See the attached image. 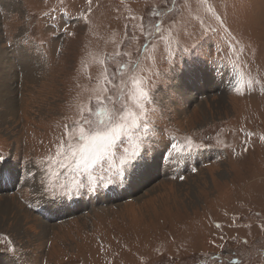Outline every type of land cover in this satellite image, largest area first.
<instances>
[{
  "label": "rangeland",
  "instance_id": "374dc122",
  "mask_svg": "<svg viewBox=\"0 0 264 264\" xmlns=\"http://www.w3.org/2000/svg\"><path fill=\"white\" fill-rule=\"evenodd\" d=\"M0 58V166L20 182L0 194V264H264V0H0ZM134 82L161 148H201L49 217L40 177L65 125L138 112Z\"/></svg>",
  "mask_w": 264,
  "mask_h": 264
},
{
  "label": "snow or ice",
  "instance_id": "6c2138e0",
  "mask_svg": "<svg viewBox=\"0 0 264 264\" xmlns=\"http://www.w3.org/2000/svg\"><path fill=\"white\" fill-rule=\"evenodd\" d=\"M252 83V79L247 81L250 90ZM243 84L242 78H238L234 91L243 94ZM130 96L138 112L122 111L116 107L101 109L95 113L98 119L65 125L66 139L61 140L55 155L48 157V179L40 177V195L46 197L47 202L62 208L74 198L83 196L85 190L95 195L109 186H131L141 180L154 164L159 165L162 160L178 164L201 148L191 138L181 143L174 136L161 148L158 130L148 124L145 107L148 93L134 82ZM35 163L40 166L44 161ZM61 169H64L63 173ZM29 176L35 178L33 173ZM15 180L13 173L0 166V184Z\"/></svg>",
  "mask_w": 264,
  "mask_h": 264
},
{
  "label": "bare ground",
  "instance_id": "6f19581e",
  "mask_svg": "<svg viewBox=\"0 0 264 264\" xmlns=\"http://www.w3.org/2000/svg\"><path fill=\"white\" fill-rule=\"evenodd\" d=\"M3 52V51H2ZM2 56V55H1ZM12 63V62H11ZM10 62H7L6 64H4V62H2V58H0V105H3L5 106L6 108V111H8L9 113L8 114H11L13 111V108H14V101L10 98V94H11V91H9L7 88H6V84H7V80L9 78V74L10 72L12 73L11 69H12V65H11ZM30 65V64H29ZM24 68H26L28 65L24 66L22 65ZM10 67V69H9ZM28 75V74H27ZM9 97V98H8ZM224 99V97H223ZM221 101V99H220ZM145 183V182H144ZM135 185H131L130 186V189L131 187H134ZM138 187V185H137ZM126 188V187H125ZM136 189L135 187L133 188V190ZM129 190V189H128ZM126 189H124V194L126 195V193H129V192H132V190H129L128 191ZM129 195V194H128ZM64 209H67L66 207H63ZM51 208H49L50 210ZM58 209L59 211H61L62 208H56ZM1 210V209H0ZM3 213H6L7 212V206L6 204L3 205L2 207V210H1ZM11 212V211H10ZM49 214V213H48ZM46 227V225H45ZM47 228V227H46ZM42 233H44V228L42 229Z\"/></svg>",
  "mask_w": 264,
  "mask_h": 264
},
{
  "label": "trees",
  "instance_id": "16d2710c",
  "mask_svg": "<svg viewBox=\"0 0 264 264\" xmlns=\"http://www.w3.org/2000/svg\"><path fill=\"white\" fill-rule=\"evenodd\" d=\"M177 8L174 7L173 10H172V13L174 10H176ZM159 12L157 11L155 14H154V18H152V23H153V26L155 27H158L160 23H162L163 20H168V16H166L165 18L163 19H159ZM167 18V19H166Z\"/></svg>",
  "mask_w": 264,
  "mask_h": 264
}]
</instances>
